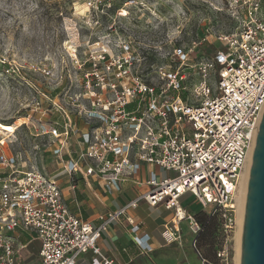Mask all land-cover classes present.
Returning a JSON list of instances; mask_svg holds the SVG:
<instances>
[{
    "label": "built area",
    "instance_id": "2783aa9c",
    "mask_svg": "<svg viewBox=\"0 0 264 264\" xmlns=\"http://www.w3.org/2000/svg\"><path fill=\"white\" fill-rule=\"evenodd\" d=\"M227 9L238 25L216 36L222 46L197 62L190 61L191 51L176 48L178 65L161 66L155 82L137 69L129 43L102 48L80 65L82 90L65 96L73 108L55 103L61 119L37 133L49 137L52 153L70 177L95 175L108 189H121L126 175L137 174L142 163L174 174L160 177L151 171L142 182L149 190L101 215L94 227L69 209L51 173L35 166L21 169L18 157L1 154L6 170L0 176V264H27L34 241L39 264H78L88 251L97 255L92 264H115L98 243L111 222L141 201L175 209L172 225L163 231L167 242L179 238L176 224L186 218L198 236L201 224L180 202L186 193L222 220L223 245L217 260L205 264H230L238 223L232 202L264 113V0H228ZM16 231L32 237L20 243Z\"/></svg>",
    "mask_w": 264,
    "mask_h": 264
},
{
    "label": "rangeland",
    "instance_id": "374dc122",
    "mask_svg": "<svg viewBox=\"0 0 264 264\" xmlns=\"http://www.w3.org/2000/svg\"><path fill=\"white\" fill-rule=\"evenodd\" d=\"M227 7L228 0H0V155L18 157L24 170L54 173L58 158L49 137L37 133L61 119L55 103L73 108L65 96L81 92L80 65L88 57L129 43L137 69L155 82L161 66L178 65L176 48L191 51L190 61L197 62L222 46L216 36L238 25ZM5 170L0 164V176ZM191 207H200L195 196ZM213 235L212 257L223 245L221 231ZM14 236L20 243L32 237L21 231ZM29 243L27 264H39L30 249L37 243ZM233 247L230 264H239L236 239Z\"/></svg>",
    "mask_w": 264,
    "mask_h": 264
},
{
    "label": "crops",
    "instance_id": "0c3cea01",
    "mask_svg": "<svg viewBox=\"0 0 264 264\" xmlns=\"http://www.w3.org/2000/svg\"><path fill=\"white\" fill-rule=\"evenodd\" d=\"M77 140L78 135H74V155L79 151ZM58 164L59 168L51 174L58 180L65 202L72 212L88 220L94 227L102 222L101 215L121 208L149 190V186L142 182L149 177L151 171L157 172L160 177L172 175L171 171L160 166L142 163L137 174L126 175L121 189H108L104 179L85 174L71 178L62 163ZM192 196L186 193L182 195L180 202L188 213L194 215L202 207L200 205L197 208H187ZM174 215L175 209H167L162 204L152 206L141 201L137 207L128 209L120 219L111 222L103 232L98 243L103 255L113 259L115 264H205L206 259L193 245L197 235L192 232L189 219L177 222V240H165L163 231L166 226L172 225ZM136 225L139 229L135 231ZM147 239L148 244L145 243ZM30 249L37 256L38 245L35 244V247L31 246ZM96 256L92 251H88L80 257L78 264H92Z\"/></svg>",
    "mask_w": 264,
    "mask_h": 264
},
{
    "label": "water",
    "instance_id": "95a60500",
    "mask_svg": "<svg viewBox=\"0 0 264 264\" xmlns=\"http://www.w3.org/2000/svg\"><path fill=\"white\" fill-rule=\"evenodd\" d=\"M240 264H264V113L258 129L250 168Z\"/></svg>",
    "mask_w": 264,
    "mask_h": 264
},
{
    "label": "trees",
    "instance_id": "16d2710c",
    "mask_svg": "<svg viewBox=\"0 0 264 264\" xmlns=\"http://www.w3.org/2000/svg\"><path fill=\"white\" fill-rule=\"evenodd\" d=\"M197 221L201 224V231L197 236L196 246L202 257L206 260H217V252L220 248L215 250V255L212 257L210 252L211 247L214 243V232L216 230L222 233V220L219 213H208L204 209H200L194 214ZM223 234V233H222ZM223 236V235H222ZM213 239V241H212ZM224 242V236L222 237V243ZM216 257V258H215Z\"/></svg>",
    "mask_w": 264,
    "mask_h": 264
},
{
    "label": "bare ground",
    "instance_id": "6f19581e",
    "mask_svg": "<svg viewBox=\"0 0 264 264\" xmlns=\"http://www.w3.org/2000/svg\"><path fill=\"white\" fill-rule=\"evenodd\" d=\"M253 151H254V148H253V150H251L250 155L248 157V160H247V162H246V164L242 170L241 176H240L239 195L235 194L234 201L232 202V205L234 207H235L234 204L237 205L238 210H239L238 216L241 218L240 221L238 222V227H237L236 233H235V239L237 241L239 259H240V253H241V238H242V228H243L246 194H247V189H248V181H249Z\"/></svg>",
    "mask_w": 264,
    "mask_h": 264
}]
</instances>
